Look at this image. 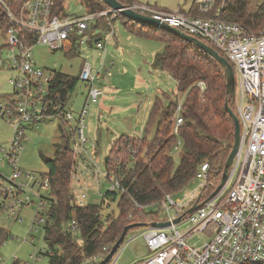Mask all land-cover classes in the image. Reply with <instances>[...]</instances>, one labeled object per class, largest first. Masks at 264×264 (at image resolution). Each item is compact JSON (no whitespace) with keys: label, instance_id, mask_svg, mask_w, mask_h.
<instances>
[{"label":"built area","instance_id":"obj_1","mask_svg":"<svg viewBox=\"0 0 264 264\" xmlns=\"http://www.w3.org/2000/svg\"><path fill=\"white\" fill-rule=\"evenodd\" d=\"M230 2L195 0V13L182 9L166 10L135 0L125 3L131 10L213 44L224 54L239 75L235 106L241 122L240 150L225 185L212 196L219 183L211 181L208 162L200 164L194 179L201 180V183L188 198L176 199L173 193H167L159 202L164 208V217L159 221H170L171 224L165 228L145 226L143 237L148 255L135 264H264V28L256 32L239 21L224 17ZM0 3L6 8L11 22L5 37L11 52L9 67L14 71L11 77L14 96L0 99V116L9 120L13 127L9 146L0 147V160L11 168L10 176L0 169V213L16 214L19 219L20 210L33 204L34 197H39L31 221V230H39L46 222L41 212L45 211L46 202L39 189H50V186L48 177L39 181L33 173L25 172L19 165L21 151L28 140L27 128L29 124L54 117L61 118L64 123L73 121L75 127L70 128L74 131L72 149L75 155L82 154L89 142L86 115L91 103L97 102L103 95V89L95 85L96 81L100 82V70H95L90 62L84 61L79 73V79L87 86L83 108L78 114H73L66 106L62 108L56 104V109L61 111L53 110L51 104L54 102L50 94L55 69L37 64L33 46L40 44L53 51H71L85 45L93 37L87 33L93 17L115 16L117 12L107 9L82 16H59L53 11L55 0H26L14 13L5 0H0ZM21 30L33 36V44H27ZM95 47L104 50L106 45L96 39ZM107 72L110 74L108 69ZM201 88L205 89L204 83H201ZM182 106L183 102H178L174 126L177 135L184 122ZM181 145L179 138L175 147ZM125 149L132 150L131 157L136 156L137 150H133L130 144H123L120 148ZM121 163L122 160L114 158L117 169H120ZM112 173L113 179L109 175L112 187L108 191L117 195L127 192L122 173L116 170ZM210 186L214 190L209 189L210 193L206 195ZM85 198V193L74 195L72 205H86ZM194 204L199 206L188 213ZM180 216L182 220L174 223ZM183 223H188L185 230L179 228ZM77 228V223L72 221L71 229L77 231ZM197 232H205L209 239L199 246L189 244L188 239ZM125 240L107 264H117L128 244L124 245ZM113 245H106L93 260L101 261ZM53 252L50 247L48 253Z\"/></svg>","mask_w":264,"mask_h":264},{"label":"trees","instance_id":"obj_2","mask_svg":"<svg viewBox=\"0 0 264 264\" xmlns=\"http://www.w3.org/2000/svg\"><path fill=\"white\" fill-rule=\"evenodd\" d=\"M25 1L5 0L14 13ZM80 1L89 14L110 9L102 0ZM120 1L125 4L131 0ZM67 7L68 0H55L54 14L68 16L65 13ZM117 15L128 31L165 43L164 50L155 57L154 65L169 73L175 79L178 92L185 94L182 106L184 122L177 135L174 126L178 101L166 102L157 97L148 121V125L155 128L154 135L142 138L121 135L114 140L112 153L114 158L119 156L122 160L121 167L117 169L110 157L106 166L109 173L115 170L122 173L127 192L117 195L107 191L103 203L106 199H117V214L103 213V203L72 205V173L76 163L71 144L74 131L66 129L63 122L55 156L47 158L41 155L48 166L45 175L49 179L51 195L43 225L45 239L54 249L53 253H46L50 264H98L93 260L94 256L102 253L106 245L115 244L127 225L159 221L158 214L147 211V206L159 203L167 193L178 192L189 184L196 177L200 164L208 162L211 181L218 184L234 144L235 122L225 105L227 101L231 103L227 94L228 80L218 60L189 40ZM224 17L259 32L264 28V0H231ZM10 26L7 10L0 3V33L5 36ZM21 34L28 45L33 44V36L28 31L21 30ZM206 43L224 56L213 44ZM78 80L79 76L55 69L50 94L53 110L61 111L56 109V104L65 108ZM201 81L206 85L204 90L199 86ZM179 138L182 140V152L176 166L171 151ZM123 144H130L133 150H137L136 156L131 157L132 150L125 149L119 153ZM128 162H132L131 168ZM209 189L214 190L211 186ZM137 204L144 207L139 208ZM72 221L77 223V231L71 229ZM136 228L139 227L133 229ZM5 235L4 229L0 228V241Z\"/></svg>","mask_w":264,"mask_h":264},{"label":"rangeland","instance_id":"obj_3","mask_svg":"<svg viewBox=\"0 0 264 264\" xmlns=\"http://www.w3.org/2000/svg\"><path fill=\"white\" fill-rule=\"evenodd\" d=\"M135 1L173 11L186 5L185 1L189 0ZM65 13L77 16L89 14L80 0H68ZM116 16L118 15H98L90 20V28L87 33L91 36L98 34L99 37L102 36V41L106 45L104 50L92 48L88 42L71 51H53L40 44L33 46L35 61L46 69H57L72 76H79L84 61H87L92 64L95 70H100V82L96 81L95 85L103 89V95L89 107V112L86 115V135L89 142L86 150L75 156L76 163L72 173V193L74 195L85 193L86 204L103 203L104 194L112 187L111 179H113L114 173L108 172L106 158L114 159L112 153L114 140L121 135L141 138L154 135L155 128L149 126L148 121L151 107L158 95L167 102L171 99L184 102L185 99V94L178 92L176 83L169 73L161 68L156 70V65H154L155 57L164 50L165 43L159 39L139 36L128 31L122 19ZM112 31L113 33H111ZM6 40L7 38L0 33L1 100L14 96V87L11 81L14 71L9 67L11 52L7 47ZM91 41L95 47V38L92 37ZM236 77L237 87H239L237 71ZM201 83L204 82H200V88ZM162 92L169 94L171 98L163 96ZM86 98V83L79 79L66 109L72 111L73 114H78L83 108ZM234 110L237 112L235 104ZM62 124L61 118L54 117L29 124L27 128L28 140L21 151L19 165L25 172L33 173L39 181L44 180L47 177L45 174L48 172V166L41 155L43 154L47 158L55 156L61 138ZM64 127L71 131L70 128L73 129L75 124L70 121L65 123ZM12 135L13 127L9 124V120L0 116V147H8ZM121 152L120 150L119 153ZM181 152V147H175L171 151L176 166L179 164ZM115 158L120 159L119 156ZM128 165L130 168L133 166L132 162H128ZM0 169L10 176L11 168L5 161L0 160ZM200 183L201 180L193 179L184 189L173 193V197L176 199L188 198ZM38 188L39 186H37ZM209 193L208 190L206 195ZM39 194L44 197L43 200L46 202V209L41 212L43 216L47 217L51 197L50 189H39ZM38 203L39 197H34L33 204L20 210L22 220L18 219L16 214L9 216L6 211L0 213V228L6 232L3 240L0 241V264H50L46 253L50 251L51 246L45 239L43 225L39 230H31V221L36 213V204ZM103 205H105L103 213L117 214V199L115 201L106 199ZM146 210L157 213L161 219L164 217V208L160 203L149 205ZM179 228L187 229L188 223L181 224ZM144 229L145 227H139L129 232L124 242V245L127 242L128 244L117 264H135L148 255V248L143 237ZM208 239L205 232H197L188 239V243L199 246Z\"/></svg>","mask_w":264,"mask_h":264},{"label":"water","instance_id":"obj_4","mask_svg":"<svg viewBox=\"0 0 264 264\" xmlns=\"http://www.w3.org/2000/svg\"><path fill=\"white\" fill-rule=\"evenodd\" d=\"M105 4H107L111 11L117 12V14H121L122 16L133 20L135 22L141 23L143 25H149L153 26L157 29L165 30L167 32L173 33L176 36H179L181 38H184L186 40H189L193 42L195 45L203 49L205 52H207L209 55L213 56L218 62L223 66L225 75L227 76V94L231 99V103L229 101L226 102V108L230 115L233 117L235 122V138H234V144L232 146V150L227 158L225 168L223 175L219 181V184L217 185L216 189L214 190L213 195H215L227 182L231 169L233 167L234 161L236 156L239 153L240 146H241V122L236 114V112L233 109V105L236 101V86H237V77H236V71L232 65V63L220 52H218L215 48H213L211 45L207 44L203 40L190 35L181 29L177 27L170 26L169 24L160 21L159 19L153 18L151 16L140 14L134 10H131L126 7L124 3H122L120 0H102ZM108 160V157L106 158V162ZM199 205L194 204L193 207H191L188 210V213L193 212ZM182 220V216L176 218L173 222L178 223ZM171 224L170 221H153L148 223H134L127 225L123 232L121 233L119 239L115 242V244L112 246L111 251L101 260L98 262V264H107L115 252L118 250L120 245L123 243L125 238L127 237L128 233L135 227H145V226H152V227H158V228H165Z\"/></svg>","mask_w":264,"mask_h":264},{"label":"crops","instance_id":"obj_5","mask_svg":"<svg viewBox=\"0 0 264 264\" xmlns=\"http://www.w3.org/2000/svg\"><path fill=\"white\" fill-rule=\"evenodd\" d=\"M185 4H186V5H183L182 7H179L178 9L191 11V12H193V13L196 12L195 0L185 1ZM184 7H186V8H184ZM102 33H103V32H102ZM111 33H113V31H112ZM93 38H95V40H96V39L103 40V37H102V36L99 37V34H98V35H94ZM91 39H92V38H91ZM91 39H90V41L88 42L89 45H91L92 48L98 49V48H96V47L93 46ZM94 42H95V41H94ZM101 50H102V49H101ZM157 69H159V67H156V70H157ZM169 75H170V74H169ZM170 76H171V75H170ZM171 77H172V76H171ZM172 79L175 81V79H174L173 77H172ZM175 83H176V82H175ZM162 95L165 96V97H167V98H169V99L171 98V96H170L169 94H165V92H162ZM157 97H160V95H158ZM163 100H164V99H163ZM171 100H172V99H171ZM164 101H166V100H164ZM166 102H167V101H166ZM151 108H152V107H151Z\"/></svg>","mask_w":264,"mask_h":264}]
</instances>
